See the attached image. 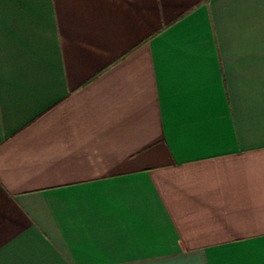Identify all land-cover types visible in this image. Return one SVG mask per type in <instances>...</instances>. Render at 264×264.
<instances>
[{"label": "crops", "instance_id": "obj_1", "mask_svg": "<svg viewBox=\"0 0 264 264\" xmlns=\"http://www.w3.org/2000/svg\"><path fill=\"white\" fill-rule=\"evenodd\" d=\"M0 264H264V0H0Z\"/></svg>", "mask_w": 264, "mask_h": 264}]
</instances>
